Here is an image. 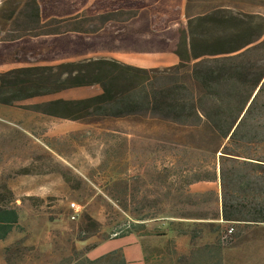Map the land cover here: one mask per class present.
I'll return each instance as SVG.
<instances>
[{"label": "trees", "instance_id": "obj_1", "mask_svg": "<svg viewBox=\"0 0 264 264\" xmlns=\"http://www.w3.org/2000/svg\"><path fill=\"white\" fill-rule=\"evenodd\" d=\"M193 1L187 0L185 14L181 0H95L91 5L88 0L27 1L17 16L24 32L10 35L8 31H0V64L28 61L5 58L13 53L3 52L11 46L10 42L18 41L16 46H25L37 38L51 36H58L63 46L58 49H64L58 57L80 55L82 58L0 72V105L82 123L110 117H142L162 126L180 124L204 130L205 140L218 144L215 156L219 164L213 175L190 174L187 186L219 178L221 211L212 218L194 212L183 217L181 223L170 220L172 226H195L190 230L173 228L178 235H190L195 241L202 233V228L195 223L207 221L213 227V221L221 219L229 224L264 225V16L225 5L195 14L191 10ZM15 9L4 13L6 20L15 17ZM183 16L185 24L181 21ZM175 23L180 25L177 40L169 48L167 32ZM106 28L112 30L103 39L107 45L133 48L137 52L173 53L178 63L144 68L114 58L85 57L90 45L97 44V41H88L87 36H102ZM72 37L78 42L66 43ZM88 86H99L101 92L88 98L22 104L33 98ZM21 172L31 171L23 168ZM3 190L0 240L21 227L19 212L12 205L14 194L7 185ZM197 195L189 192L190 198ZM191 203L198 205L199 201ZM85 219L82 231L96 233L99 222L90 216ZM223 237L192 252V256L203 259L189 262L191 258L184 254L172 264H224L222 251L228 240ZM87 239V236L81 237L82 241ZM91 249L74 248L72 254L54 264H128L122 249L95 258L89 256ZM12 251V247L6 248V260H10ZM145 254L147 264H151L147 251Z\"/></svg>", "mask_w": 264, "mask_h": 264}, {"label": "rangeland", "instance_id": "obj_2", "mask_svg": "<svg viewBox=\"0 0 264 264\" xmlns=\"http://www.w3.org/2000/svg\"><path fill=\"white\" fill-rule=\"evenodd\" d=\"M27 1L0 0V31H8L10 35L24 32L23 23L17 16ZM70 1L65 0L66 3ZM92 3L89 0L88 4ZM186 4L187 0H181L184 14ZM219 5L264 16V0H194L191 10L197 14ZM13 8H16L15 17L6 20L4 13L9 14ZM181 21L185 24L184 16ZM178 27L177 23L172 24L167 32L169 48L177 40ZM17 43L10 42L9 45ZM148 56L153 60L146 61L147 65L157 64L160 68L171 66L177 57L171 53ZM5 58H24V51L16 49L14 54ZM78 59L61 56L58 63ZM5 62L0 64V72L27 66L20 62ZM100 92L99 86L72 88L22 104L33 105L59 98H88ZM26 110L33 114L28 124L12 122L15 125L4 128L8 133L11 128L14 148L11 146L10 159L5 166L0 162V193L7 185L16 191H12L15 199L23 200L27 196L22 191L31 187L35 199L12 204L21 216V227L7 239L0 240V264H54L72 254L74 248H93L99 241L114 238L115 233L143 237L151 264H172L184 254L189 255L191 262L203 259L192 256L197 247L220 241L231 226L234 231L223 249L243 246L240 252V249H234L238 253L229 252L228 263L258 264L263 261L264 254H258V249L247 243L264 235L263 224L237 225L221 219L214 220L213 227L207 221L195 223L202 228V233L195 241L191 240L190 249L185 253L176 249L173 237L169 236L178 235L173 228H195L187 224L172 226L171 218L178 224L183 217L194 212L212 218L221 211L219 178L187 186L190 174L213 175L219 164L215 156L218 144L207 142L204 130L180 124L162 126L142 117H110L82 123ZM13 131L21 132V138L15 137ZM23 168L31 172L23 173ZM190 191L199 194L198 197L190 198ZM192 200H198V205H192ZM72 202L78 206L77 210L71 209ZM86 216L99 222L96 233L82 231ZM45 217L52 222L46 230V237L42 235ZM85 236L88 239L82 241L81 237ZM8 246L13 250L10 260L5 258ZM19 246L20 251H14Z\"/></svg>", "mask_w": 264, "mask_h": 264}, {"label": "crops", "instance_id": "obj_3", "mask_svg": "<svg viewBox=\"0 0 264 264\" xmlns=\"http://www.w3.org/2000/svg\"><path fill=\"white\" fill-rule=\"evenodd\" d=\"M93 2L95 0H92ZM89 2V0H88ZM109 27V26H108ZM112 33L111 28H106V30L103 31L102 36L100 35H95V36H87L88 41H97L96 46H91L88 48V51L85 55V57H106V58H114L117 59L121 62L128 63L131 65H135L138 67H159L157 64L154 65H147L149 62H151L153 59L151 56L148 55H155L159 54L160 52H137L134 51L135 49L131 48L130 50L124 49L123 47L119 45H107L104 43L103 39L106 38V35H110ZM78 40L74 37L68 38L66 43H73L76 44ZM67 46H72L71 44H68ZM63 47L60 45V42H58V36H51L47 38H37L33 41H30L27 43L25 46H19L16 44L9 46L8 48H5L3 52H6L7 50L14 54L15 50L18 49L20 51H24V59L28 61H22L20 63L25 64V65H43V64H52L58 62V58L63 56L60 55L58 57V54H62V50L58 51L59 48ZM114 49H112V48ZM12 54H7V55H12ZM173 54V53H171ZM145 55V56H143ZM80 56V55H78ZM78 56H72L70 58H82ZM83 56V54H82ZM43 58H51V61H42L41 59ZM64 58V57H63ZM172 59V58H171ZM32 60V61H31ZM142 61H145L146 64H143ZM148 61V63L146 62ZM12 63V62H10ZM43 63V64H41ZM178 63V57L176 59L174 58L172 64L170 65H175ZM45 97V96H43ZM28 101V100H27ZM51 101V100H50ZM33 117V114L30 113L28 110L25 108L21 107H16V106H7V105H0V162L2 163V166H5V162L9 160V152L11 151V144H14L13 140L11 139V134L10 130L9 133L5 130L4 128L9 129L10 125L13 126L15 124L13 123H21V124H28V121H30ZM3 119V120H2ZM6 119V120H4ZM13 122V123H12ZM16 123V124H17ZM8 125V126H7ZM18 128V125H16ZM15 127V126H14ZM15 132V131H13ZM14 134L15 137H20L22 135L21 132H15ZM20 135V136H19ZM21 138V137H20ZM22 144V143H21ZM20 144V145H21ZM13 147V146H12ZM14 148V147H13ZM11 188V187H10ZM11 190L15 193L12 188ZM22 193H25L27 196L23 200H31L32 198H35L34 195H31L32 193V188L30 187L29 189H24ZM23 200L21 199H15L13 204L17 205L18 203L22 202ZM20 216V214H19ZM21 220V216H20ZM19 220V224H20ZM52 222L47 219L46 217L43 220V234L45 237L48 234L47 229L51 227ZM14 233V231L10 234V236ZM169 236L173 237V240L175 241L176 244V249L180 252H187L190 249L191 246V238L187 235H175V234H170ZM144 238L141 236H136L133 233L132 234H125L123 236H115L112 239L108 240H102L97 242V244L94 245V247L91 249L89 252V256L91 258H95L98 256H101L103 254H106L110 251L116 250V249H122L124 256L126 258V261L128 264H147L145 260V244H144ZM252 244L255 247V250L258 249V254H264V235L257 238L256 240H253L251 242H247ZM243 245L239 244L235 248H230V249H223L222 254H223V262L224 264H229L228 260L231 254L229 252H235L238 253L237 250L234 249H240L238 250L239 252L241 251V247ZM233 255V254H232ZM263 261L258 263V264H264V258L262 259Z\"/></svg>", "mask_w": 264, "mask_h": 264}, {"label": "built area", "instance_id": "obj_4", "mask_svg": "<svg viewBox=\"0 0 264 264\" xmlns=\"http://www.w3.org/2000/svg\"><path fill=\"white\" fill-rule=\"evenodd\" d=\"M71 209H74V210L78 209V206L76 205L75 202L71 203ZM233 231H234V227L232 226V227H230V229L227 230V234L223 238L228 240L230 238L229 236L233 233Z\"/></svg>", "mask_w": 264, "mask_h": 264}]
</instances>
